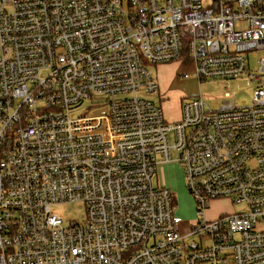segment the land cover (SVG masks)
Here are the masks:
<instances>
[{"label": "built area", "instance_id": "built-area-1", "mask_svg": "<svg viewBox=\"0 0 264 264\" xmlns=\"http://www.w3.org/2000/svg\"><path fill=\"white\" fill-rule=\"evenodd\" d=\"M175 62L251 103L168 124L148 66ZM172 151L193 222L153 185ZM217 199L244 210L209 220ZM0 264H264V0H0Z\"/></svg>", "mask_w": 264, "mask_h": 264}, {"label": "rangeland", "instance_id": "rangeland-1", "mask_svg": "<svg viewBox=\"0 0 264 264\" xmlns=\"http://www.w3.org/2000/svg\"><path fill=\"white\" fill-rule=\"evenodd\" d=\"M211 0H202L204 6L210 5ZM185 67L181 63L175 62L161 66L149 65L151 75L159 84V92L150 97L157 104L168 124H174L180 119V106L198 95H201L205 103L210 107H219L224 92L227 90L235 96L238 104H250L252 100L255 84L245 79L216 81L204 80L198 84L196 78L191 76L189 79L178 77L184 72ZM106 105H91L85 103L78 111L77 115L103 114L107 111ZM172 162L161 164L157 174L153 177L155 187L163 186L170 189L176 196L175 214L184 223L193 222L196 219L195 203L192 196L188 193L184 184L182 169L175 162L176 154L171 153ZM206 209V218L212 219V215L240 213L244 210L241 205H233L228 199H217L209 202ZM50 212L60 216L64 220L79 221L82 210L73 205H55L50 208ZM216 217V218H217Z\"/></svg>", "mask_w": 264, "mask_h": 264}, {"label": "crops", "instance_id": "crops-1", "mask_svg": "<svg viewBox=\"0 0 264 264\" xmlns=\"http://www.w3.org/2000/svg\"><path fill=\"white\" fill-rule=\"evenodd\" d=\"M160 66H161V65H160ZM160 165H161V164H160ZM160 165H159V166H160ZM219 216H220V215H219ZM216 217H217L216 215H212V217H211L212 219H209V220H213V219H215Z\"/></svg>", "mask_w": 264, "mask_h": 264}]
</instances>
